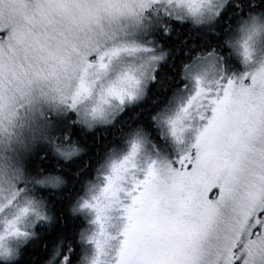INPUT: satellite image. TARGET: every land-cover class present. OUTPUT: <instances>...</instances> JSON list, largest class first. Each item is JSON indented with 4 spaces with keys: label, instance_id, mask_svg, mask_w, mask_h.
Segmentation results:
<instances>
[{
    "label": "snow or ice",
    "instance_id": "snow-or-ice-1",
    "mask_svg": "<svg viewBox=\"0 0 264 264\" xmlns=\"http://www.w3.org/2000/svg\"><path fill=\"white\" fill-rule=\"evenodd\" d=\"M0 264H264V0H0Z\"/></svg>",
    "mask_w": 264,
    "mask_h": 264
},
{
    "label": "trees",
    "instance_id": "trees-1",
    "mask_svg": "<svg viewBox=\"0 0 264 264\" xmlns=\"http://www.w3.org/2000/svg\"><path fill=\"white\" fill-rule=\"evenodd\" d=\"M94 135H97V134H89V141H88V142H89L90 144H93V143H94V141H93V137H94ZM98 135H99V138H100L101 140H103V139L105 138V134H104L102 131L99 132ZM158 147H160V148L162 149V151H163L166 155H174L175 152H176V150L173 148V146L171 147L169 143H167V146H164V145H158ZM85 159H86V157H81V158L79 159V163H78L77 167H82L83 164H84V162H85Z\"/></svg>",
    "mask_w": 264,
    "mask_h": 264
},
{
    "label": "rangeland",
    "instance_id": "rangeland-1",
    "mask_svg": "<svg viewBox=\"0 0 264 264\" xmlns=\"http://www.w3.org/2000/svg\"><path fill=\"white\" fill-rule=\"evenodd\" d=\"M168 143L170 144V146L176 150V145L169 139ZM162 155H166L163 151L161 153ZM153 156H155V152L152 153Z\"/></svg>",
    "mask_w": 264,
    "mask_h": 264
}]
</instances>
